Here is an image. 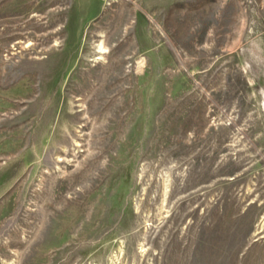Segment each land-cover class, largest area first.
I'll return each mask as SVG.
<instances>
[{
  "label": "rangeland",
  "instance_id": "rangeland-1",
  "mask_svg": "<svg viewBox=\"0 0 264 264\" xmlns=\"http://www.w3.org/2000/svg\"><path fill=\"white\" fill-rule=\"evenodd\" d=\"M0 264H264V0H0Z\"/></svg>",
  "mask_w": 264,
  "mask_h": 264
},
{
  "label": "bare ground",
  "instance_id": "bare-ground-1",
  "mask_svg": "<svg viewBox=\"0 0 264 264\" xmlns=\"http://www.w3.org/2000/svg\"><path fill=\"white\" fill-rule=\"evenodd\" d=\"M107 46V45H106ZM98 47L100 48V49H103L104 47H103V45L100 43L99 45H98ZM103 56V55H102ZM141 64V63H140ZM88 76V75H87ZM81 88V87H80ZM81 99V98H80ZM84 99V98H83ZM80 102H81V100H80ZM75 142H78V140L77 139H75L74 140ZM77 145V144H76ZM58 156H60V155H58ZM99 198V197H98ZM101 200V198H99L98 200L96 199V204H99V201ZM103 200V199H102ZM98 206V205H97ZM91 208H95V207H91ZM98 207H96V209H97ZM93 212V216H95L96 215V212L97 211H95V209H94V211H92ZM92 212H91V214H92ZM100 213V212H99ZM90 214V215H91ZM92 216V215H91ZM92 216V217H93ZM96 221V220H95ZM100 228H101V225L99 226V225H97L96 227H94L93 228V230H100Z\"/></svg>",
  "mask_w": 264,
  "mask_h": 264
}]
</instances>
